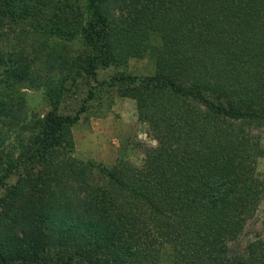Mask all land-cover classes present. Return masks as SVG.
Instances as JSON below:
<instances>
[{
    "label": "trees",
    "instance_id": "1",
    "mask_svg": "<svg viewBox=\"0 0 264 264\" xmlns=\"http://www.w3.org/2000/svg\"><path fill=\"white\" fill-rule=\"evenodd\" d=\"M107 1L87 0L79 11L55 0H0V38L8 32L1 21L36 20L60 39H95L93 76L98 65L151 53L155 74L130 80L121 95L135 101L157 143L152 167L121 161L102 171L107 186L88 193L92 205L69 221L30 225L33 250L7 245L1 228L0 264H264V216L260 231L239 243L264 204V178L254 168L260 151L250 134L264 126V0H158L119 37ZM10 75L11 83L1 81L10 90L27 77ZM12 109L0 104V121ZM83 111L44 115L29 158L46 159ZM54 235L63 245L43 255ZM78 239L84 247H64Z\"/></svg>",
    "mask_w": 264,
    "mask_h": 264
},
{
    "label": "rangeland",
    "instance_id": "2",
    "mask_svg": "<svg viewBox=\"0 0 264 264\" xmlns=\"http://www.w3.org/2000/svg\"><path fill=\"white\" fill-rule=\"evenodd\" d=\"M107 2L109 19L116 25L114 34L119 37L130 32L127 29L139 22L143 12L152 14L158 0ZM69 3L82 11L87 0H55L57 7L64 5L66 9ZM1 26L8 32L0 38V104L13 109L10 117L0 121V216L6 213L9 217L4 222L0 218V229L7 245L33 250L30 225L44 228V224L69 221L72 212L92 205L95 199L89 202L88 193L97 186H107L103 172L114 170L121 161L143 169L152 167L149 150L157 143L147 125L138 120L135 101L121 92L130 80L153 76L156 64L149 53L129 57L125 63L98 65L93 76L89 63L98 55L95 39H60L44 26L40 29L36 20H4ZM123 28L125 32H121ZM156 38L153 42L158 44ZM13 70L23 71L27 77L20 76L24 83L10 90L1 81L10 79L11 83ZM82 107L80 120L61 131L55 151L46 159L29 158L39 146L44 115L74 116ZM250 134L260 151L255 173L264 178V126L255 125ZM263 216L264 204L239 243H246L260 231ZM57 239L54 235L43 255L52 256L63 245L55 243ZM79 241L69 240L64 247H84L85 240ZM34 261L42 264L46 260Z\"/></svg>",
    "mask_w": 264,
    "mask_h": 264
}]
</instances>
